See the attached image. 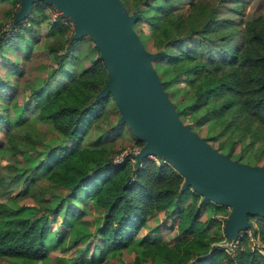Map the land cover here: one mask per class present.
Listing matches in <instances>:
<instances>
[{
    "label": "trees",
    "instance_id": "16d2710c",
    "mask_svg": "<svg viewBox=\"0 0 264 264\" xmlns=\"http://www.w3.org/2000/svg\"><path fill=\"white\" fill-rule=\"evenodd\" d=\"M16 1L20 0H0V4L14 7ZM122 1L129 13L140 9L134 24L145 19L149 25L150 36L142 43L156 54L152 65L179 119L191 129L206 127L205 140L216 149L226 147L229 157L238 141L243 142L238 159L246 157L256 139L260 146L252 155L261 158L264 0L258 10L238 22L218 16L229 0H189V13L176 10L175 4L182 0ZM48 7L55 6L43 0L34 3L26 20L30 18L36 27L31 22L18 23L16 33L0 38V49L9 40L26 39L27 32L35 37L40 24L47 21ZM48 23L47 36L63 40L47 45L44 52L50 63H42L47 65L43 68L46 74L33 82L25 78L23 86L8 91L10 96L23 98L24 88L30 87V103L22 102V108L34 114L42 126L47 124L50 132L15 124L6 133L2 147L8 155L0 161V264H123L126 253L133 258L129 250L137 241L142 249L134 252L132 264H264V255L246 244L247 236L240 237L234 256L226 246L217 244L223 239V223L207 213L217 214L226 206L201 201L194 190L184 191V177L170 163L158 164L148 157L138 166L128 158L115 162L106 148L81 144L103 111L115 113L117 109L110 94L96 99L107 83L108 69L97 57L73 78L66 66L72 68L73 48L83 38L66 47L70 25L60 20ZM135 31L140 34L142 29ZM187 36H192L191 46H187ZM37 40L38 36L34 42ZM93 48L99 53L94 42ZM7 66L21 69L19 62ZM172 86L193 90L181 107L173 103ZM43 91L49 95L43 96ZM6 117L0 114V120ZM104 119L95 125L103 128L108 123ZM210 121L215 124L211 131ZM248 133L252 139L244 143ZM43 137L59 138L63 143L50 144L42 152L36 143ZM29 155L39 159L34 166ZM40 155L47 159L46 167ZM17 188L18 194L10 196ZM91 209L97 210L99 220L88 219ZM60 215L68 217L67 225H56ZM252 216L257 217V234L264 243V217L249 215V219ZM67 227L74 228L73 232ZM164 231L170 233L163 236ZM157 234L161 235L158 240L152 238ZM52 236L54 242L49 241Z\"/></svg>",
    "mask_w": 264,
    "mask_h": 264
},
{
    "label": "water",
    "instance_id": "95a60500",
    "mask_svg": "<svg viewBox=\"0 0 264 264\" xmlns=\"http://www.w3.org/2000/svg\"><path fill=\"white\" fill-rule=\"evenodd\" d=\"M39 1L21 0L18 19ZM46 1L75 22L74 39L88 33L99 49L109 73L100 97L112 94L122 120L145 142L133 155L137 166L150 154L164 158L184 177L183 188L232 206L225 222L229 235L245 229L249 215L264 217V168L234 161L179 119L152 65L156 54L134 29L137 14L122 0Z\"/></svg>",
    "mask_w": 264,
    "mask_h": 264
},
{
    "label": "rangeland",
    "instance_id": "374dc122",
    "mask_svg": "<svg viewBox=\"0 0 264 264\" xmlns=\"http://www.w3.org/2000/svg\"><path fill=\"white\" fill-rule=\"evenodd\" d=\"M46 1V0H45ZM207 2H215L217 0H202ZM262 0H240L239 4H236L234 1L229 0L225 2L219 9L218 16L220 18H226L230 17L236 20V22L240 21L241 19H245L250 13H252L254 10H258L260 8ZM49 3V1H46ZM18 1L14 3V7L10 3H2L0 4V38L5 37L7 35L16 33V31L19 30L18 23L29 25L33 22L29 21L30 18L27 20L25 18L18 19L17 14L21 10L20 7L17 6ZM176 10L183 12V13H189L191 10L190 1L189 0H182L180 2H177L175 4ZM50 8V7H49ZM11 9L13 10L11 12ZM233 9H237V11H232ZM139 8H133L132 13L130 14H137L139 15ZM6 11H9V13H6ZM46 13L48 14L47 21L40 24L38 32H35V37L38 36V40L34 42V35L30 32L26 33V39H13L6 42L3 47L0 49V84L2 83L4 88L0 89V114H5L7 117L3 120H0V161L3 159V157L7 154V151H5L2 147L5 141L6 133H10V128L12 126H15V124L22 125L25 128L33 129L35 131H39L40 133L42 130L49 131L50 127L47 124H44L42 126V122L37 120L34 114H27L25 110H23L22 102H27L28 104V94L30 93V87L26 86L24 88V97L21 98L19 95L10 96L8 95V91L15 85H21L23 86V80L25 78H29L31 80L30 82L36 81L37 77H42L46 74V70H43V68H46L47 65H44L42 63H50L48 58L45 55L44 51H47V45L55 40H63L62 37H48L47 36V28L49 27L48 22H54L52 20V17L50 13L48 12V8L46 10ZM29 17V16H28ZM31 22V23H30ZM31 26L36 27V25L33 23ZM75 28L76 24L73 22L70 25V38L67 43H65L66 47L72 46V43L77 39L75 38ZM134 29L139 30L142 29L140 34L138 36L140 37L141 41H145L150 36V28L149 25L146 23L145 19L143 22H138L134 24ZM87 36H82V42H79L76 44L73 48L72 58L71 61L73 62L72 68L70 66L67 67V71H71L73 73V78H75L79 72L86 66L90 64V61L94 58L100 57V51L98 49V52L93 48V42L94 40L90 36V34L86 33ZM85 34V35H86ZM187 46H191L192 43V36H187ZM237 39L238 37L235 36ZM77 41V40H76ZM78 42V41H77ZM215 42V41H213ZM95 44V42H94ZM96 46V44H95ZM97 47V46H96ZM72 49V47H70ZM32 52V53H31ZM28 53L29 58L24 55ZM12 62H19L20 68L13 67V70L8 69V64ZM49 66V65H48ZM158 66V65H157ZM162 66H158L160 68ZM22 74V75H21ZM62 75L65 73L62 72ZM58 82L61 81L60 77L57 78ZM104 88V86H103ZM103 88L98 92L96 95V99L99 98L102 95ZM173 92L172 100L175 106L181 107L185 103V99L189 98L191 94L193 93V90L188 87L178 88L177 86H172L171 88ZM48 91H43V96H48ZM182 96L183 100L179 101L178 98ZM110 98L112 102L116 105L114 97L112 94H110ZM45 100V98H42ZM16 101L18 105L16 104ZM112 104V103H111ZM113 105V104H112ZM110 109H107L103 111L101 117L95 121L89 126L85 137L82 141V145L87 147H93V148H100L104 147L107 150H109L110 155L112 156L113 161L118 159H121L122 157H127L130 159L135 165H136V158L134 161V156L138 154L141 147L143 146L139 142V138L136 136L134 131L131 129L129 124L122 120L121 113L117 107L115 110V113H112L109 111ZM106 114V116H105ZM110 114V115H109ZM105 117L104 120L108 121V123L103 128H98L95 124L99 123L100 120ZM209 130L211 131L213 127L215 126L213 121L208 122ZM195 132H199L200 136L205 139L207 134V128L203 127L202 129L195 126L193 128ZM50 132V131H49ZM41 141H38L36 144L42 152H46L48 148V145L52 144L53 146H58L62 144L63 142L59 138H51L46 139V137H43ZM244 143L249 142L252 139V136L250 133H248L245 136ZM237 140H240L238 138ZM145 143V142H144ZM254 145L252 149L247 153L246 157L242 159H238V152L242 149L243 142L238 141L237 142V149L236 151L230 156L231 159L237 162H241L247 165L255 166V167H264V155L261 158H255L253 157V152L257 150L260 146V141H257L256 139L253 141ZM214 146L217 147V143L214 142ZM218 149V148H217ZM220 152L228 155V149L226 147L219 148ZM58 151L54 152L53 154H56ZM43 158L44 166H47V159L40 155ZM229 156V155H228ZM29 163L31 166H34L38 162V157H27ZM44 176V175H43ZM184 184V183H183ZM21 188V187H20ZM20 188H17L16 191H14L10 196H16L18 194V191ZM184 188V191H188V189L193 190L191 187ZM181 200H184V198L181 197ZM200 200H204L203 196L201 195ZM12 205H16L15 200L8 201ZM84 207L83 205H80ZM232 206H226L224 209H221V212L217 213L222 216V223L223 227L221 230H223V239L221 242H218L217 244L224 245L226 247H231L235 243L237 247L238 241L240 237L247 236L246 238V244L251 245L254 248H259L264 246V243L260 239L259 235L257 234L256 229V221L257 217H251L249 219V225L243 229L235 231H232V235H229L225 226V222L230 216V213L232 211ZM207 214H210L211 216H216L217 214H214L213 212L209 211ZM205 213L204 217L207 215ZM88 219L99 220L97 218L98 213L97 210L91 209L90 214H88ZM159 221H161V216L158 217ZM68 217L60 215L58 217L56 225L64 224L67 225L68 223ZM156 224V223H155ZM154 224V225H155ZM70 227H67L69 230ZM74 229V228H73ZM69 230V233L73 232ZM145 232V231H144ZM143 232V233H144ZM163 236L168 235L170 231H164L162 232ZM161 234V233H160ZM160 234L153 235L152 238L158 240L161 236ZM54 235V234H52ZM54 242V237H50V240ZM245 244V243H244ZM131 248L132 250H129V253L132 254L133 258L135 253H137V250L140 252L142 249V245L137 241ZM227 248V250L229 249ZM135 252V253H134ZM66 258V257H63ZM131 255L126 253L121 259L123 264H132L131 261L133 260ZM68 259V258H66ZM60 264V263H57ZM66 264V263H64Z\"/></svg>",
    "mask_w": 264,
    "mask_h": 264
},
{
    "label": "built area",
    "instance_id": "2783aa9c",
    "mask_svg": "<svg viewBox=\"0 0 264 264\" xmlns=\"http://www.w3.org/2000/svg\"><path fill=\"white\" fill-rule=\"evenodd\" d=\"M17 6L18 7H22V2H21V0L20 1H18V3H17ZM48 12L50 13V15H51V17H52V20L53 21H58V20H60V21H62V22H64V23H66V24H69V25H71L72 23H73V21L69 18V17H67V16H65L60 10H58L56 7H48ZM125 158H127V157H122L121 159H116V160H114L115 162H120V161H122L123 159H125ZM134 158V157H133ZM148 158H151V159H153L156 163H158V164H160L161 162H167L164 158H160V157H157L156 155H154V154H150L149 156H148ZM134 161H135V158H134ZM216 217L217 218H219L220 220H222V216L220 215V214H217L216 215ZM238 243V245L240 244V238H239V241L237 242ZM237 245V246H238ZM236 246V244L234 243L233 244V246H231L230 248L229 247H227V248H229L227 251L229 252V254L231 255V256H234V254H235V249L237 248H234ZM263 255H264V246H262V247H259V248H257ZM234 264H235V262H234Z\"/></svg>",
    "mask_w": 264,
    "mask_h": 264
}]
</instances>
